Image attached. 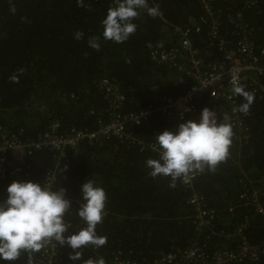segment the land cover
I'll use <instances>...</instances> for the list:
<instances>
[{"label":"trees","instance_id":"1","mask_svg":"<svg viewBox=\"0 0 264 264\" xmlns=\"http://www.w3.org/2000/svg\"><path fill=\"white\" fill-rule=\"evenodd\" d=\"M245 2L214 0V6L221 14L223 36L232 41L236 39L235 13L245 11L258 55L264 40V0L249 9ZM148 4L158 7L159 14L152 17L142 10L134 20L136 32L124 43H113L104 40L102 21L115 6L114 0H0V125L4 134L36 140L54 123L61 124L63 133L72 128L97 129L108 107L99 87L103 78L115 79L125 92L126 112L186 91L192 83L153 62L151 52L178 45L174 28L200 19V0H148ZM77 32L82 33L79 40ZM93 38L100 44L99 50L89 46ZM208 39L206 29L201 39L195 38V44L205 52ZM250 83L249 79L241 83L254 95L252 116L246 119L248 141L241 142L239 131L232 126L228 158L215 171L206 168L197 173L193 189H187L182 180L170 187V177H151L146 161L158 159V155L118 140L86 143L76 154L68 153L64 160L68 169L59 175L55 187L66 190L71 201L66 221L84 227L76 212L82 203L81 186L88 179L102 187L107 197L103 220L96 229L107 243L82 248L77 264L100 255L111 257L117 251L141 263H152L162 253L183 249L195 240L207 244L211 252L235 249L240 242L238 229L246 220L248 240L252 244L264 241V215H256L240 198L248 190L244 186L247 179L264 186V100ZM236 99L240 105L246 103L243 96L236 95ZM222 104L227 106V102ZM157 127L150 124L134 132L151 137ZM28 159L30 177L36 181L53 164L54 155L41 151ZM13 182L8 171L0 172V203L7 199V188ZM194 191L216 211L214 227L204 232L197 231L194 209L188 204ZM72 254L65 247L55 264H73ZM15 264H27V255ZM244 264H264V257L259 263Z\"/></svg>","mask_w":264,"mask_h":264},{"label":"built area","instance_id":"2","mask_svg":"<svg viewBox=\"0 0 264 264\" xmlns=\"http://www.w3.org/2000/svg\"><path fill=\"white\" fill-rule=\"evenodd\" d=\"M258 1L246 0L245 9L253 7ZM200 3L203 7L200 19L174 28L178 45L172 49L157 48L151 52L153 62L178 73L185 81L192 83L186 91L178 97L160 98L148 107L126 112L125 92L115 79L103 78L99 87L108 107L105 119L100 120L97 129L93 131L72 128L63 133L61 124L54 123L39 135L38 139L23 141L16 135L4 134L0 125V172L8 171L15 181H30L41 186L48 183L49 187L55 190L59 175L68 169L64 160L68 159L70 151L76 154L83 144L94 145L107 140H118L138 147L140 151H152L158 155L155 136L165 130L174 131L188 120L199 121L204 108L216 111L222 122L227 114L230 117L229 123L239 131L241 142H247L250 135L246 119L252 116V111H239L241 105L233 94V89L241 86L244 79H249L254 92L264 100V40L257 55L256 45L252 40L254 29L247 22L243 10L235 13L236 39H227L222 34V18L220 12L215 9L214 0H200ZM206 29L209 39L206 46L204 44L206 51L203 52L196 46L195 38L201 39ZM222 102H227V106ZM150 124L159 126L151 137H141L134 132L135 129ZM161 125L167 128H161ZM41 151L52 152L54 161L46 168L41 180L33 181L28 171V156ZM197 177L198 174H195L188 182H183L187 189H193ZM262 184L263 182L254 183L247 179L244 186L248 187V190L240 196L243 205L253 209L256 215H264ZM188 204L194 209L193 221L198 232L214 227L216 211L207 207L206 199L201 193L194 191L188 199ZM67 223L71 227L66 236L80 229L68 221ZM247 227L248 220L240 225V242L235 249L221 248L211 252L207 244L195 240L183 249L162 253L152 263H141L122 251L113 253L111 257L100 255L93 260L102 258L105 264L259 263L264 257V241L261 244H252L245 234ZM212 234L215 235L216 232L212 231ZM65 247L67 246H60L55 240L51 241L41 250L34 264H55Z\"/></svg>","mask_w":264,"mask_h":264},{"label":"clouds","instance_id":"3","mask_svg":"<svg viewBox=\"0 0 264 264\" xmlns=\"http://www.w3.org/2000/svg\"><path fill=\"white\" fill-rule=\"evenodd\" d=\"M114 4L102 21L103 38L113 43H124L136 32L134 20L142 10L152 17L159 14L158 7H150L148 0H114ZM75 38L81 39L82 33L77 32ZM89 46L99 50L100 44L93 38ZM12 79L15 81L16 77ZM233 94L244 97L246 103L239 111L247 113L254 95L241 86L234 87ZM223 121L220 122L216 111L204 108L199 121L188 120L174 131L165 130L155 136L158 159L146 161L149 175L170 177V187H175L177 180L186 183L206 168L215 171L228 158L232 144L230 117L225 114ZM106 199L104 189L88 179L81 186L82 203L76 212L84 227L66 236L71 227L65 219L71 209L66 190H53L48 183L45 186L30 181L11 183L7 199L0 203V264H15L24 255L27 264H34L35 254L53 240L71 248L74 254L70 259L77 264L82 259V248L89 245L100 248L107 243V238L96 232L105 214ZM85 264H105V261L89 259Z\"/></svg>","mask_w":264,"mask_h":264}]
</instances>
